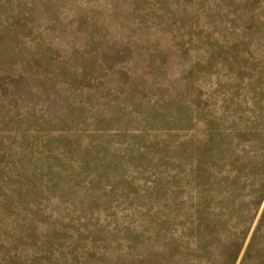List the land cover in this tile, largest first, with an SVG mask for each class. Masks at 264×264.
Wrapping results in <instances>:
<instances>
[{
	"label": "rangeland",
	"instance_id": "rangeland-1",
	"mask_svg": "<svg viewBox=\"0 0 264 264\" xmlns=\"http://www.w3.org/2000/svg\"><path fill=\"white\" fill-rule=\"evenodd\" d=\"M0 264H264V0H0Z\"/></svg>",
	"mask_w": 264,
	"mask_h": 264
}]
</instances>
